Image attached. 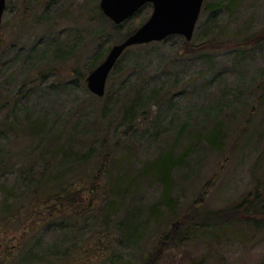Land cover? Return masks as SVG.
Listing matches in <instances>:
<instances>
[{"label":"rangeland","instance_id":"obj_1","mask_svg":"<svg viewBox=\"0 0 264 264\" xmlns=\"http://www.w3.org/2000/svg\"><path fill=\"white\" fill-rule=\"evenodd\" d=\"M99 2L6 0L0 264H264V227L255 236L244 231L239 241L203 238L175 248L164 233L176 216L161 203V185L140 175L163 151L185 153L171 174L176 215L190 210L201 192L207 191L200 200L207 211L239 205L255 189L264 192V96L258 100L264 95V0H204L189 48L179 35L128 48L103 97L75 76L87 77L97 52L122 41ZM215 5L219 10L209 12ZM151 11L146 6L129 27H140ZM240 41L247 47L235 46ZM207 43L216 48L204 51L200 45ZM39 121L45 123L41 140L27 134ZM211 133L217 148L208 143ZM44 144L60 151L48 156ZM103 149L112 154L108 170L118 165L115 186L102 194L103 179L97 195L79 192L86 215L76 226L70 210L41 218L37 180L50 157L47 172L71 182L100 168ZM121 179H135L134 185L106 225L102 214L118 200ZM257 217L264 224V215Z\"/></svg>","mask_w":264,"mask_h":264},{"label":"trees","instance_id":"obj_2","mask_svg":"<svg viewBox=\"0 0 264 264\" xmlns=\"http://www.w3.org/2000/svg\"><path fill=\"white\" fill-rule=\"evenodd\" d=\"M231 4L232 1H230L228 6L230 7ZM146 6H149L151 8L150 4L144 5L137 13L133 15L132 18L137 16L142 9H145ZM219 6L215 5L214 7H211V9H209V12L219 10ZM204 10H206V6L203 4L201 11ZM130 20L131 18L120 25L113 26L114 31H116V33L120 36L119 41L123 40L137 29L136 26L133 28L129 27ZM174 36L175 35L169 36L164 40H168ZM1 43L2 41L0 36V48ZM183 44L187 48L191 46L189 41L183 40ZM234 44L235 46L247 47V44L243 41L235 42ZM215 45L216 44L207 43L200 45V47H202L205 51L216 48ZM108 49L109 48L107 47L103 50V52H97L93 63L88 69L89 72L96 68L97 65L103 60ZM120 58L109 75L114 73L117 65L121 62ZM36 74V77L41 78V67L37 69ZM75 76L77 77V80H80L82 83H86L85 74L81 75L76 72ZM109 77L110 76H108V78ZM263 96L264 95L262 94L259 97V103L261 102ZM40 122L41 121H39L37 124H33L29 129H27L28 132L26 131L27 134H29L33 139L38 138L39 140H41V129H45V123L44 121L41 122L42 124ZM207 140L209 141L208 143L212 148L218 147L219 142L216 135H213L211 133L207 137ZM104 141L105 139L102 140L100 144L101 151ZM58 149L59 147L57 148L55 145L46 146L44 144L43 153L48 156L57 155L60 151ZM184 155L185 153L178 157H175L172 151H163L159 153V155L151 162L147 163L144 170L140 173V175L152 176L153 179H155V181H157L161 185V203L169 210L171 214H173V216H176L174 221L175 224L173 223L174 226L166 230L164 233L165 240L171 241L173 246L176 248L178 246H183L190 242H194L198 239L203 238H208L212 241H219L218 239L231 237L232 240L239 241L240 239H243L242 235L244 231H248L251 236H255L256 234L261 233L260 230L264 227V224L256 218H258L257 216L259 215H264V192H262V194L259 193V191H261L259 188L255 189L254 193L249 194L248 198L240 202L239 205L230 206L217 211H207L204 208L203 200H200L201 198H203L202 195L207 193V191H205V193L201 192L200 198L198 199V201H196L195 204H192V208L190 210L185 211L182 215L175 214V205L173 203L174 201L171 198V174L182 164ZM102 156L104 157L100 168H98L95 172L84 173V177L82 176V178H78L77 181L71 182L66 180L60 182L59 180L62 178L61 176L56 177L57 174H51L47 172V168L52 162V158L50 157L49 162L45 163L46 168L44 167L43 170H41V177L37 180L38 186H40L41 188V218L46 214L54 216L55 212L57 213L60 210H70V214L68 216L75 226L79 224L80 220H83L82 218H84L86 214L85 211L83 212L81 208L85 203V199L81 195H79V192H86L92 196L97 195L101 180L103 179H105L106 181L103 185L102 194H106V190L108 188H113V186H115V177L112 175L113 171L118 170V165H115V169L111 167L108 170L107 164L111 160L110 156H112V154L110 155L107 149L106 152L105 149H103ZM134 180L132 179L130 181L127 179H121L122 184L119 183L120 186L117 184L116 187H119V194L117 193L119 196L118 200L108 203L107 210L103 212L104 215L102 214L103 222L106 225H108V223L110 222V218L115 216L116 213L119 212L121 207H123L125 200L127 199V197H129L130 192L132 191L130 190V186L134 185ZM204 190H207V186L204 187ZM152 209L155 210V207H152ZM241 210L243 211V214H238V212H241ZM92 211L93 210L91 209V212ZM42 223L43 221L41 219V224ZM126 229H129V227Z\"/></svg>","mask_w":264,"mask_h":264},{"label":"water","instance_id":"obj_3","mask_svg":"<svg viewBox=\"0 0 264 264\" xmlns=\"http://www.w3.org/2000/svg\"><path fill=\"white\" fill-rule=\"evenodd\" d=\"M204 0H100L99 8L114 25L127 21L141 7L150 4L149 18L132 34L110 48L105 58L86 77L88 90L97 97L105 94L107 78L122 54L130 47L160 42L172 35L190 41ZM6 0H0V25Z\"/></svg>","mask_w":264,"mask_h":264}]
</instances>
